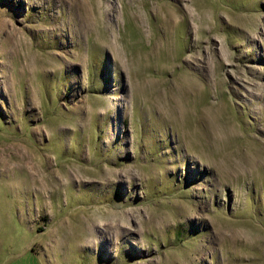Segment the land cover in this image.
I'll list each match as a JSON object with an SVG mask.
<instances>
[{"label": "rangeland", "instance_id": "rangeland-1", "mask_svg": "<svg viewBox=\"0 0 264 264\" xmlns=\"http://www.w3.org/2000/svg\"><path fill=\"white\" fill-rule=\"evenodd\" d=\"M0 264H264V0H0Z\"/></svg>", "mask_w": 264, "mask_h": 264}, {"label": "bare ground", "instance_id": "bare-ground-1", "mask_svg": "<svg viewBox=\"0 0 264 264\" xmlns=\"http://www.w3.org/2000/svg\"><path fill=\"white\" fill-rule=\"evenodd\" d=\"M184 111V110H183ZM183 113V112H182ZM187 113V112H186ZM185 115V114H184ZM187 115V114H186ZM173 119V118H172ZM18 155V154H17ZM23 159V158H22ZM31 160V159H30ZM30 160H26L27 162V168L29 170V175H30V179L34 182L35 185H37L38 183L41 182V175L39 174V172H37L34 168V166L31 164ZM26 164V163H25ZM23 169V166H22ZM12 170V169H11ZM43 182V179H42ZM41 187V186H40ZM42 188V187H41Z\"/></svg>", "mask_w": 264, "mask_h": 264}]
</instances>
